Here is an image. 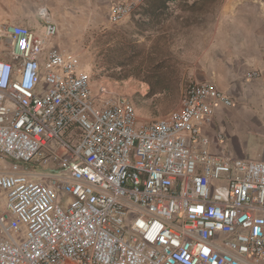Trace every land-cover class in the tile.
<instances>
[{
  "label": "built area",
  "instance_id": "obj_1",
  "mask_svg": "<svg viewBox=\"0 0 264 264\" xmlns=\"http://www.w3.org/2000/svg\"><path fill=\"white\" fill-rule=\"evenodd\" d=\"M146 1L114 4L109 23ZM58 34L0 29V264H264V149L220 157L202 134L232 99L191 83L140 124Z\"/></svg>",
  "mask_w": 264,
  "mask_h": 264
},
{
  "label": "crops",
  "instance_id": "obj_2",
  "mask_svg": "<svg viewBox=\"0 0 264 264\" xmlns=\"http://www.w3.org/2000/svg\"><path fill=\"white\" fill-rule=\"evenodd\" d=\"M122 1L0 0V29L20 25L42 34L47 22L54 23L59 34L53 46L77 55L84 42L90 70L100 53L109 59L116 51L118 70L127 64L136 73L151 75L133 80L143 89L185 91L191 83L207 84L233 101L220 105L202 127L212 154L261 159L264 0H147L113 26L111 7ZM126 59L133 62L124 63ZM254 72L259 77L248 79Z\"/></svg>",
  "mask_w": 264,
  "mask_h": 264
},
{
  "label": "rangeland",
  "instance_id": "obj_3",
  "mask_svg": "<svg viewBox=\"0 0 264 264\" xmlns=\"http://www.w3.org/2000/svg\"><path fill=\"white\" fill-rule=\"evenodd\" d=\"M80 46L77 55L81 59L83 69L92 78L93 87L98 89L100 85H106L110 90L130 99L137 110L140 124H149L179 108L183 90L143 89L139 83L133 80L135 77L147 79L151 75L136 73L138 70L127 64L119 65L120 69L118 70L116 65L121 63L114 56L116 51L111 53L109 59L107 57L102 58L100 53L96 56V67L90 70L86 63L85 43H80ZM131 62H133V59L124 60V63ZM162 76L164 79H171L175 75Z\"/></svg>",
  "mask_w": 264,
  "mask_h": 264
}]
</instances>
